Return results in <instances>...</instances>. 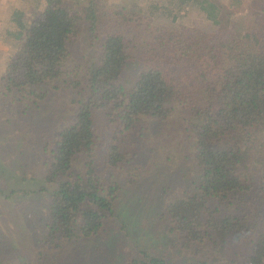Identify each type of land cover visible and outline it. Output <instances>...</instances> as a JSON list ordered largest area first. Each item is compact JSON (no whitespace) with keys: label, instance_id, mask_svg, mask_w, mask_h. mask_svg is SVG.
Listing matches in <instances>:
<instances>
[{"label":"trees","instance_id":"trees-1","mask_svg":"<svg viewBox=\"0 0 264 264\" xmlns=\"http://www.w3.org/2000/svg\"><path fill=\"white\" fill-rule=\"evenodd\" d=\"M170 1L179 8L196 5L213 30L166 28L103 0H87L82 6L87 34L100 56L82 83L71 81L87 94L81 89L75 119L55 138L48 163L44 180L54 187L47 242L60 247L95 236L114 215L118 187L91 169L73 173L81 155L96 151L95 111L114 125L117 139L116 134L134 131L143 117L166 121L180 104L192 120L199 184L198 194L165 208L171 230L179 235L183 251L206 257L190 264H218L231 243L242 241L248 247L244 264H264V231L259 230L264 221V14L252 13L261 20L258 27L235 34L220 19L225 9L220 2ZM237 1L233 8L239 9ZM78 22L79 15L62 0H48L7 66L5 87L45 98L37 86H54L69 75L63 65ZM135 60L144 70L134 82L122 84L126 67ZM106 146V165L121 169L126 160L121 147L116 142ZM218 203L224 205L222 213ZM128 264L169 263L146 257Z\"/></svg>","mask_w":264,"mask_h":264},{"label":"rangeland","instance_id":"rangeland-1","mask_svg":"<svg viewBox=\"0 0 264 264\" xmlns=\"http://www.w3.org/2000/svg\"><path fill=\"white\" fill-rule=\"evenodd\" d=\"M47 1L0 0V264H128L146 257H160L169 264H190L205 259L181 249L179 235L171 230L170 219L164 213L173 201L198 194L192 120L180 104L174 105L166 121L143 117L134 131L116 134L117 139L114 125L101 111H95L96 151L81 155L82 163L75 164L80 159L74 163L73 173L91 169L106 184L118 187L114 215L95 236L67 241L60 247L47 242L49 193L54 187L44 180L48 163L55 138L75 119L81 89L84 97L87 94L84 86L71 81L82 83L90 65L100 56V48L91 41L83 20L82 6L87 0H62L64 6L79 15L78 31L70 41V54L63 65L69 75L54 86H37V91L46 92L43 99L34 95L29 98L27 92L5 87L7 66ZM216 1L225 6L220 19L230 33L258 27L261 20L252 13L264 14V0H235L241 4L239 9L233 8V0ZM103 3L113 9L141 13L156 25L170 29L213 30L211 21L194 4L179 8L173 7L170 0ZM143 70V63L135 60L126 67L120 82H134ZM110 142L119 144L126 155L121 169L105 163L106 145ZM238 203L237 209L242 211ZM223 206L218 203L216 208L222 213ZM260 224L259 230L264 231V221ZM227 249L218 264L247 261L245 241L231 243Z\"/></svg>","mask_w":264,"mask_h":264}]
</instances>
